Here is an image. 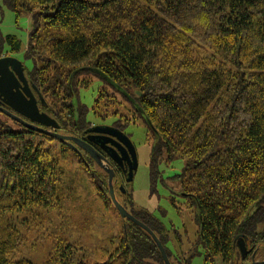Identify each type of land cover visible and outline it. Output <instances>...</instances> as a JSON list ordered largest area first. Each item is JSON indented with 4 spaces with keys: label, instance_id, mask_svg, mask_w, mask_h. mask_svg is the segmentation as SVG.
Listing matches in <instances>:
<instances>
[{
    "label": "trees",
    "instance_id": "trees-1",
    "mask_svg": "<svg viewBox=\"0 0 264 264\" xmlns=\"http://www.w3.org/2000/svg\"><path fill=\"white\" fill-rule=\"evenodd\" d=\"M4 6L31 25L26 45L1 34L0 56L25 47L34 61L25 75L42 94L41 107L82 130L89 110L78 91L98 78L151 131L152 181L160 161L186 158L176 178L195 208L206 260L240 264L238 234L257 247L255 257L264 252V0H0ZM103 96L99 89L94 103ZM65 149L53 136L0 119V264H35L21 253L24 228L60 212ZM77 157L108 197L107 172L88 154ZM130 212L168 242L160 219ZM116 236L108 240L124 264L164 263L135 223ZM77 251L57 237L39 264H87Z\"/></svg>",
    "mask_w": 264,
    "mask_h": 264
},
{
    "label": "rangeland",
    "instance_id": "rangeland-1",
    "mask_svg": "<svg viewBox=\"0 0 264 264\" xmlns=\"http://www.w3.org/2000/svg\"><path fill=\"white\" fill-rule=\"evenodd\" d=\"M30 25L28 15H16L5 6L0 9V35H16L26 45ZM4 49L8 51L6 44ZM24 49L25 47L18 52H12V56L19 58L25 67L32 69L34 61L25 58ZM8 54L10 53L2 55ZM81 76L80 78H87ZM103 87H105L104 82L92 78L87 87L81 86L78 91L80 104L89 110L87 117L90 124L86 125L103 122L123 128V133L129 137L136 150L138 160L132 180L126 181L124 177L113 178L116 199L124 203L129 210L152 213L160 219L168 230L167 245L174 252L167 255L170 262L178 260L180 264H228L220 255H216L212 260H206L204 250L198 245L195 208L186 207L184 198L174 192L180 191L176 174L182 173L186 158L173 157L168 163L160 161L158 164L160 173L156 181H152L149 167L150 141L153 137L151 131L133 112L127 100L118 92L107 88L103 90ZM99 89L103 91L104 96L98 103H94ZM1 113L0 119L11 129H23L21 123ZM63 154L60 157L63 175L58 191L59 197L63 196L61 210L44 215L45 218L40 225L24 228L25 243L22 247V255L39 264L47 257L55 239L64 237L77 246L76 259H82L87 264L105 262L109 258L111 264H124L125 257L116 255L115 242L109 241L108 237L121 236L122 229L128 222L123 220L111 203L109 194L106 193L108 197H102L100 191L98 192L100 183L97 177H93V173L80 164L78 155L70 148L65 149ZM119 185H123L124 192L119 189ZM247 255L244 259H239L240 264H250L251 259ZM255 259L263 260L264 252ZM147 262L161 264L152 259H147Z\"/></svg>",
    "mask_w": 264,
    "mask_h": 264
},
{
    "label": "water",
    "instance_id": "water-1",
    "mask_svg": "<svg viewBox=\"0 0 264 264\" xmlns=\"http://www.w3.org/2000/svg\"><path fill=\"white\" fill-rule=\"evenodd\" d=\"M24 71L25 66L19 58L11 55H2L0 57V100L2 102V104H0V112L18 121L27 129L45 133L53 136L59 141L69 142V140H71L80 147L84 148L94 161L107 172L110 199L121 217L123 219H129L136 225L146 230L155 241L163 258L164 264H172L165 252L162 242L157 237L155 232L145 223L133 216L116 199L113 189L115 171L107 164V158L100 154L91 144L84 142L80 137L61 134L53 130L58 128L59 124L54 117L44 111H40L34 92L39 95V99L42 103H44V98L39 93L38 89L28 81ZM23 117L29 119V121ZM85 131L94 133L92 137L89 135V139L99 145V147L103 149V151H105V153H107V155L114 161L119 164H122V159H126L128 161L127 176L125 180H132L134 172L137 168L138 160L136 150L129 137L121 130L105 124L91 126ZM70 145L74 146L71 142ZM119 189L122 192L125 191L123 185H120ZM236 244L241 258H245V256L249 253V248L242 234L237 235ZM250 257V264H264V259H255V252H253Z\"/></svg>",
    "mask_w": 264,
    "mask_h": 264
},
{
    "label": "flooded vegetation",
    "instance_id": "flooded-vegetation-1",
    "mask_svg": "<svg viewBox=\"0 0 264 264\" xmlns=\"http://www.w3.org/2000/svg\"><path fill=\"white\" fill-rule=\"evenodd\" d=\"M8 55H11L12 56V54L10 53V54H8ZM25 72V71H24ZM35 93V96H36V98H37V102H38V106H39V109H40V111H44V112H46V113H48L50 116H52V117H54L56 120H57V118L55 117V116H53L52 114H50L49 112H47L46 111V109H44L43 107H41L42 105H44L45 103H42L41 101H40V99H39V95L38 94H36V92H34ZM40 93V92H39ZM41 94V93H40ZM42 95V94H41ZM0 104H2V102H1V100H0ZM24 118V117H23ZM24 119H26V118H24ZM26 120H28L29 121V119H26ZM57 122H58V120H57ZM58 124H59V127L58 128H56V129H53V130H55L56 132H58V133H61V134H65V135H74V136H77V137H80L84 142H87V143H89V144H91L100 154H102L103 156H105L106 158H107V164L110 166V167H112L113 169H114V171H115V175H114V177L116 178L117 177V179H119V177H124V179L126 178V176H127V168H128V161L126 160V159H122V164H119V163H117L116 161H114L112 158H110L108 155H107V153H105V151H103V149H101L100 147H99V145H97L96 143H94L92 140H90L89 139V135L92 137L93 136V134L94 133H89V132H87V131H85L87 128H89V127H91V126H94V125H103V124H105V125H110V126H113V127H115V128H117V129H119V130H121L122 132L124 131L123 130V128H121L120 126H117V125H114V124H108V123H103V122H99V123H97V122H95V123H91V125H89V126H86L85 128H83L82 130H74L73 129V127L71 126V125H69V126H66V127H64V126H62L59 122H58ZM24 127V129H27L25 126H23ZM49 129H51L50 127H48ZM99 140H101V139H99ZM61 143H64L65 145H67L70 149H72L73 150V152H74V154H77L78 156H80L81 158L84 156V157H87V154L90 156V154L84 149V148H82V147H80L79 145H77L76 143H74L73 141H71V140H69V142H67V141H60ZM70 142L71 143H73L74 144V146H72V145H70ZM120 186V185H119ZM176 194H178L179 193V195H181L183 198L185 197L186 198V196H188L187 195V193H185L184 191H182L181 189H180V191H174ZM185 200V199H184ZM185 203H186V207H191V208H193V206L189 203V202H187L186 200H185ZM122 204V203H121ZM126 209H128V207L127 206H125L124 204H122ZM128 211L130 212V210L128 209ZM119 213V212H118ZM131 213V212H130ZM124 221H126V222H132V221H130L129 219H123ZM198 232V231H197ZM158 237V236H157ZM197 237H198V233H197ZM163 244V243H162ZM157 246V245H156ZM247 246H248V248H249V253H248V257H250L251 256V254L253 253V252H257V247H255V248H253L252 246H249L248 244H247ZM163 247H164V249H165V252H166V254L168 255V254H172V253H174L173 251H172V248L169 246V245H167V243L166 244H163ZM158 248V247H157ZM159 250V249H158ZM160 252V251H159ZM256 255V254H255ZM250 259H251V257H250ZM172 264H180V261H178V260H172V262H171ZM182 264H184V263H182Z\"/></svg>",
    "mask_w": 264,
    "mask_h": 264
},
{
    "label": "bare ground",
    "instance_id": "bare-ground-1",
    "mask_svg": "<svg viewBox=\"0 0 264 264\" xmlns=\"http://www.w3.org/2000/svg\"><path fill=\"white\" fill-rule=\"evenodd\" d=\"M111 201V200H110ZM112 203V202H111Z\"/></svg>",
    "mask_w": 264,
    "mask_h": 264
}]
</instances>
